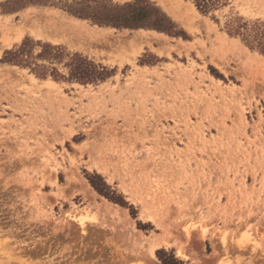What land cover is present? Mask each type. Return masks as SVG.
I'll return each mask as SVG.
<instances>
[{
	"label": "rangeland",
	"instance_id": "374dc122",
	"mask_svg": "<svg viewBox=\"0 0 264 264\" xmlns=\"http://www.w3.org/2000/svg\"><path fill=\"white\" fill-rule=\"evenodd\" d=\"M5 1L0 264H102L118 251L138 256L126 264L157 252L162 264L171 252L190 264H264V54L227 28L264 23V0H223L206 14L193 0H151L184 37L98 25L52 4L6 11ZM44 13L107 39L18 32ZM25 38L113 74L82 83L3 62ZM38 61L69 76L67 55Z\"/></svg>",
	"mask_w": 264,
	"mask_h": 264
},
{
	"label": "trees",
	"instance_id": "16d2710c",
	"mask_svg": "<svg viewBox=\"0 0 264 264\" xmlns=\"http://www.w3.org/2000/svg\"><path fill=\"white\" fill-rule=\"evenodd\" d=\"M202 13H209L223 0H193ZM58 5L71 14L105 26L118 29H154L172 36H183L184 31L179 25L155 2L151 0H134L125 3H115L112 0H6L1 6L6 11H17L29 5ZM231 34L242 37V41L251 49H257L264 54V23L250 22L244 19H234L227 23ZM39 52L35 53V48ZM68 56L66 66L69 67V76L61 74L54 66L39 63L38 59L60 61ZM3 62L28 67L40 77L51 75L53 78L76 80L82 83L103 81L113 74L114 70L96 63L81 53H66L62 45H53L48 42L34 41L25 38L17 47L6 50ZM99 191L105 192L106 187H100L90 180ZM104 186H107L103 181ZM107 193V191L105 192ZM166 253V252H165ZM164 264H190L179 259L173 252L166 253Z\"/></svg>",
	"mask_w": 264,
	"mask_h": 264
},
{
	"label": "bare ground",
	"instance_id": "6f19581e",
	"mask_svg": "<svg viewBox=\"0 0 264 264\" xmlns=\"http://www.w3.org/2000/svg\"><path fill=\"white\" fill-rule=\"evenodd\" d=\"M79 21L80 20L68 19V18H59L57 15H54V14H45L44 16L41 15L40 17L37 18V24L35 26H33L31 24V22L27 21V19H26L24 22H22L21 26L18 28V32L22 34L23 31L25 29H27L25 27H29L28 29H30L31 32L33 34H35L36 36H44V37H47V38H50L53 40H56V39L58 40L61 38L64 39L65 37L66 38L77 37L80 39L97 40V41L102 42L105 39H107L106 35L103 34L104 32L102 33V32H98V30L97 31L91 30L90 28H87L84 25H82V22L80 23ZM81 226L83 229V233H86V230H84L86 228H83L85 225L83 226V224H81ZM154 246H157V245L155 243L154 244L152 243V248H155ZM149 251H150V249H149ZM150 253L153 254V250ZM180 254L183 257H187V255L184 254L183 252H181ZM136 258H138V256L136 254L131 253V252L125 254L121 251H118L116 253V257L112 258L111 261H108V262L102 263V264H126V263L131 262L133 259H136ZM148 258L149 257L147 255V259ZM82 263L83 262H81V264ZM74 264H75V262H74Z\"/></svg>",
	"mask_w": 264,
	"mask_h": 264
},
{
	"label": "snow or ice",
	"instance_id": "6c2138e0",
	"mask_svg": "<svg viewBox=\"0 0 264 264\" xmlns=\"http://www.w3.org/2000/svg\"><path fill=\"white\" fill-rule=\"evenodd\" d=\"M185 231H187V229H185ZM161 247L163 248L164 245H161ZM159 255H160V253L157 252L156 256H159ZM176 255H180V253H176ZM156 256H152L150 259H148V260L145 262V264H162V261H158V260L156 259Z\"/></svg>",
	"mask_w": 264,
	"mask_h": 264
}]
</instances>
